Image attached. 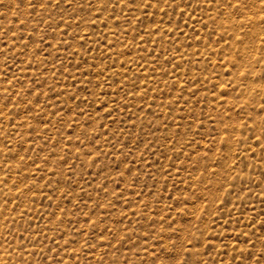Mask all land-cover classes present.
<instances>
[{
  "label": "rangeland",
  "instance_id": "rangeland-1",
  "mask_svg": "<svg viewBox=\"0 0 264 264\" xmlns=\"http://www.w3.org/2000/svg\"><path fill=\"white\" fill-rule=\"evenodd\" d=\"M0 264H264V0H0Z\"/></svg>",
  "mask_w": 264,
  "mask_h": 264
}]
</instances>
